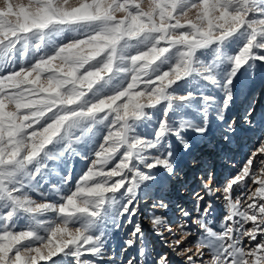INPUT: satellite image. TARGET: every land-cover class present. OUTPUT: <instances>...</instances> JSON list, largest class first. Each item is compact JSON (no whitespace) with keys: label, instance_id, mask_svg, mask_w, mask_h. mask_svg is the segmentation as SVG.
<instances>
[{"label":"snow or ice","instance_id":"1","mask_svg":"<svg viewBox=\"0 0 264 264\" xmlns=\"http://www.w3.org/2000/svg\"><path fill=\"white\" fill-rule=\"evenodd\" d=\"M258 71L264 0H0V264H116L109 241L127 225L121 251L137 250L127 264H172L134 220L138 198L167 210L156 192L177 175L176 145L189 152L223 123L235 81ZM254 113L250 103V154L223 186L204 182L227 214L215 226L211 203L181 209L182 220L151 216L181 264H264V114ZM73 156L87 161L75 177Z\"/></svg>","mask_w":264,"mask_h":264},{"label":"rangeland","instance_id":"2","mask_svg":"<svg viewBox=\"0 0 264 264\" xmlns=\"http://www.w3.org/2000/svg\"><path fill=\"white\" fill-rule=\"evenodd\" d=\"M180 83L183 84V81ZM201 83L204 84L202 91L205 94L220 95L218 92L213 93L211 85H207L203 81ZM235 85L234 102L226 111L224 122L220 123L213 120L212 129L207 137L199 140L193 139L192 148L189 152H184L179 145H176L177 175L168 177L165 173L160 178L163 191L158 190L156 192V195L162 197L168 205L167 210L163 207H153V200L151 199L138 198V214L134 220L141 223L145 239L154 252L167 253L172 264H181L183 258L172 252L171 247L165 244L153 231L152 214L166 215L182 220L185 218L181 209L196 216L197 205L202 210L208 203H211L213 210L211 219L213 226H215L227 214L225 203L222 199H216V196L220 195L218 192L214 195H207L204 182L212 183L214 181L217 187L223 186L226 180L235 174L237 168L244 162L255 145L256 133L249 130V125L245 120V111L251 103L255 107L254 115L257 123L260 116L264 114V72L258 71L255 79L251 82L246 81V78L241 76L235 81ZM248 86H251L250 90H248ZM179 91L183 93L184 88H180ZM195 103L199 107V100ZM187 115L192 119H199L196 113L191 110L187 112ZM233 121L237 131L230 134L231 140L225 141L222 129ZM195 162H197L196 165ZM66 163L72 169L75 177L82 173L87 161L81 160L78 156H73ZM57 171L63 174L66 169L61 165ZM209 172L212 173V180H209ZM57 179V175L51 177L53 183ZM194 193L198 195H194ZM200 196H203L204 199L200 200ZM36 198L39 199V197ZM131 227V225H127L124 231L113 234L110 238L109 246L115 251L116 264H127L128 259L136 254L135 247L121 251L123 241L127 238V233ZM165 229L166 223L161 227V231L167 235ZM173 232L176 235H181V230L178 227H173ZM170 239L174 238L170 237Z\"/></svg>","mask_w":264,"mask_h":264},{"label":"bare ground","instance_id":"3","mask_svg":"<svg viewBox=\"0 0 264 264\" xmlns=\"http://www.w3.org/2000/svg\"><path fill=\"white\" fill-rule=\"evenodd\" d=\"M250 88H251V86H248V90H250ZM197 140H199V139H197ZM197 164V162H195V165Z\"/></svg>","mask_w":264,"mask_h":264}]
</instances>
